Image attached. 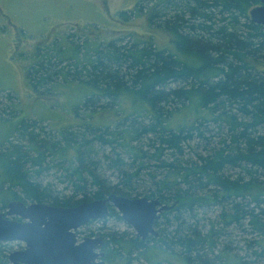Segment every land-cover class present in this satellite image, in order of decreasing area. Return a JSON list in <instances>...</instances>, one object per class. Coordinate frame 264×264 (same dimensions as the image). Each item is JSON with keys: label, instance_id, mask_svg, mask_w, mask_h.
I'll use <instances>...</instances> for the list:
<instances>
[{"label": "trees", "instance_id": "16d2710c", "mask_svg": "<svg viewBox=\"0 0 264 264\" xmlns=\"http://www.w3.org/2000/svg\"><path fill=\"white\" fill-rule=\"evenodd\" d=\"M259 3L156 0L147 10L149 25L168 32L177 52L162 50L152 38L128 42L119 36L101 47L94 42V54H81L74 40L72 51L60 43L47 48L38 65L27 68L37 93L51 94L73 80L92 88L75 113L86 110L91 119L98 110L120 106L124 98L134 110L104 127L84 122L49 131L32 119L11 125L9 118L18 117L17 104L0 105V120L10 125L0 137V209L13 200L70 207L112 193L159 198L172 206L155 222L161 227L158 237L142 240L100 229L97 235L107 243L106 264H162L157 251L166 250L182 264H263L264 70L254 61L264 63V26L249 17ZM140 9L133 8L136 14ZM126 11L120 15L127 17ZM181 52L193 63L181 58ZM65 62L75 68L66 70ZM210 124L226 127L228 135L212 148L204 146L208 153L195 150L189 156L187 148L195 138L209 139ZM107 147L110 153H105ZM100 149L104 153L99 158ZM105 165L116 172L115 183L100 170ZM52 169L63 171L62 181L69 184L64 190L40 180ZM234 169H239L236 175ZM144 176L151 190L134 196ZM205 206L220 209L208 225L197 215ZM109 216L122 219L112 207ZM244 224L259 236L249 243L256 249L245 256L227 246L219 250L225 230L239 225L245 230ZM5 252L0 247V264H10Z\"/></svg>", "mask_w": 264, "mask_h": 264}, {"label": "rangeland", "instance_id": "374dc122", "mask_svg": "<svg viewBox=\"0 0 264 264\" xmlns=\"http://www.w3.org/2000/svg\"><path fill=\"white\" fill-rule=\"evenodd\" d=\"M155 3L156 0H0V105L5 106L10 103L12 106H16L17 104L16 114L18 117L9 118L12 120L11 125L19 119H32L40 121L49 131H58L64 127H79L84 122H91L94 125L97 123L95 126L104 127V124L113 120L117 122L118 117L123 115L124 111L134 110L130 99L124 98L121 100L120 106H115L113 110H98L91 119H88L84 114L86 110L75 113L74 108L89 96L91 86L71 80L63 86H56L51 90V94L41 95L31 86L27 78V68L29 66L36 67L41 61L39 57L45 54L47 48L56 47L59 43L67 51H72V46L69 45L73 44L71 43L73 40L75 44L81 45V54H84L85 50L94 54L92 51L94 42H97L95 47L98 44L101 47L105 46V42L108 40L118 36V39L124 38L128 42H132L134 38H146L147 40L152 38L162 50L170 49L177 52L172 46L171 36L168 32L158 29L156 24L149 25L147 10ZM139 7H141L140 11L137 10L139 14H136L133 8L139 9ZM124 10H127L125 12L128 14L127 17L120 15V12ZM66 36L70 37L66 38ZM85 44L89 46V49L83 46ZM180 56L189 63H193L186 53L181 52ZM83 57L85 56L83 55ZM254 62L256 65L262 66L264 70V63L261 65L259 61ZM71 63L79 64L74 59ZM62 65L66 66V70H70V72L73 70L71 68L75 66H71L67 62ZM80 65L78 69L81 68ZM7 94L12 95L11 99L7 98ZM193 108L194 106L191 110ZM12 111L14 110L12 109ZM7 123V121L4 123L0 120V137L6 135L10 128ZM227 131L226 127L220 129L210 124L206 136L209 139L212 138L213 142L209 139L202 141L200 138H195L190 143V149L187 148L190 153L188 155L194 157L195 150L199 153H208V150L204 151V146L209 145L212 148L213 145H217L219 137L224 134L228 135ZM104 150L105 153H110V147ZM103 153L104 151L100 149L98 157H102ZM100 170L106 172V177L113 183L117 181L116 172L106 165L102 166ZM62 172V170L52 169L45 173L40 180L64 190L69 184L65 180L62 181L64 179L61 176ZM231 172L236 175L239 169L231 170ZM135 187L137 194L134 196H145L151 190V184L146 176L139 180ZM1 201L0 198V203ZM219 211L220 209L214 206L202 207L197 210L198 218L203 220H199V222L206 225L208 219H217ZM244 225L245 230L241 225L227 228L226 235L220 238L218 249L221 250L227 246L229 252L237 253L239 256L252 253L256 248H250L249 243L252 239H258L259 236L251 234L246 224ZM101 228H106L104 231L108 232L125 233L129 238L132 235L136 236L135 230L123 219L108 216L81 227L78 230L79 238L91 237V233L98 234ZM157 228L159 230L161 227ZM2 245L1 249L7 251L5 253L9 255L10 252L21 249L23 243L9 242ZM155 246L160 247L159 243H155ZM157 252L159 258L162 257L164 260L162 264H182L175 257L169 255L170 252L167 250ZM143 258L146 259L145 256ZM139 261L140 263L145 262L142 258Z\"/></svg>", "mask_w": 264, "mask_h": 264}, {"label": "water", "instance_id": "95a60500", "mask_svg": "<svg viewBox=\"0 0 264 264\" xmlns=\"http://www.w3.org/2000/svg\"><path fill=\"white\" fill-rule=\"evenodd\" d=\"M260 3L249 14L252 22L264 26V0ZM171 206L159 198L118 194L70 207L13 200L6 209H0V243L25 244L24 249L9 254L11 264H106L105 251H101L106 240L84 237L79 241L76 234L79 228L92 220L107 218L112 207L138 238L146 240L159 236L155 222Z\"/></svg>", "mask_w": 264, "mask_h": 264}, {"label": "flooded vegetation", "instance_id": "af4514ba", "mask_svg": "<svg viewBox=\"0 0 264 264\" xmlns=\"http://www.w3.org/2000/svg\"><path fill=\"white\" fill-rule=\"evenodd\" d=\"M259 4H261V3H259ZM259 4H258V5H259ZM256 6H257V5H256ZM5 209H6V208H5ZM92 221H93V220H92ZM92 221H90V222H92ZM95 221H96V220H95ZM90 222H89V223H90ZM89 223H88V224H89ZM85 226H86V225H85ZM83 227H84V226H83ZM79 229H80V228H79ZM79 229H78V230H79ZM78 230L76 231L77 238H78L79 241H81L82 239L79 238ZM91 234H92V233H91ZM91 234H90V235H91ZM94 234H95V233H94ZM91 237H98V238H101V236H98L97 234H95V236L91 235ZM106 245H107V243H106ZM106 245H105V247L101 250V251H105V257H106V254H107V253H106V249H107V248H106ZM21 247H22V248H21V249H18V250H22V249H24L25 244L23 243V245H22ZM99 251H100V250H99ZM10 253H11V252H10ZM10 253H9V254H10ZM8 256H9V255H8ZM105 257L103 258L104 260H105ZM105 261H106V260H105ZM10 264H11V263H10Z\"/></svg>", "mask_w": 264, "mask_h": 264}, {"label": "bare ground", "instance_id": "6f19581e", "mask_svg": "<svg viewBox=\"0 0 264 264\" xmlns=\"http://www.w3.org/2000/svg\"><path fill=\"white\" fill-rule=\"evenodd\" d=\"M249 13V12H248ZM113 194V193H112Z\"/></svg>", "mask_w": 264, "mask_h": 264}]
</instances>
